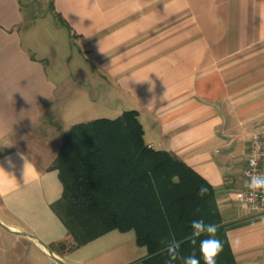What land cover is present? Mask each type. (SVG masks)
Returning <instances> with one entry per match:
<instances>
[{
  "label": "crops",
  "instance_id": "obj_1",
  "mask_svg": "<svg viewBox=\"0 0 264 264\" xmlns=\"http://www.w3.org/2000/svg\"><path fill=\"white\" fill-rule=\"evenodd\" d=\"M126 110L138 112L148 147L213 187L235 263L264 264V212L241 207L248 139L264 124V0H0L9 245L34 247L41 264H141L147 249L132 230L50 247L67 236L51 208L62 194L50 168L62 138Z\"/></svg>",
  "mask_w": 264,
  "mask_h": 264
},
{
  "label": "trees",
  "instance_id": "obj_2",
  "mask_svg": "<svg viewBox=\"0 0 264 264\" xmlns=\"http://www.w3.org/2000/svg\"><path fill=\"white\" fill-rule=\"evenodd\" d=\"M50 168L62 184L51 208L67 230L65 241L51 249L70 251L110 231L132 230L137 245L147 249L141 264H167L161 249L173 237L184 240L191 221L202 218L217 225L215 238L223 243L217 264H236L213 187L173 153L148 147L136 110L73 125ZM200 186L208 189L203 197L197 194ZM194 248L199 257V241L183 243L180 255Z\"/></svg>",
  "mask_w": 264,
  "mask_h": 264
},
{
  "label": "clouds",
  "instance_id": "obj_3",
  "mask_svg": "<svg viewBox=\"0 0 264 264\" xmlns=\"http://www.w3.org/2000/svg\"><path fill=\"white\" fill-rule=\"evenodd\" d=\"M261 145L259 138H256V142L253 149V158L249 161L251 172L245 173L248 180L245 182V187L249 190V194L245 199L241 196V207L248 208L250 204H254L257 199L264 200V173H258L255 171L257 161L255 153L260 149ZM208 189L200 186L198 189V195L203 197L207 193ZM191 233L186 236L184 240L177 241L174 237L166 244V248L161 251H166L168 256L167 264H174L178 260H182V264H201V258L203 264H217V257L223 252V243L215 238L217 232V225L206 224L201 219H195L190 224ZM207 234L206 238L201 239L202 236ZM199 241V257L196 255L195 248L188 256L182 257L180 255L181 245L185 242L190 243L192 246H196Z\"/></svg>",
  "mask_w": 264,
  "mask_h": 264
},
{
  "label": "rangeland",
  "instance_id": "obj_4",
  "mask_svg": "<svg viewBox=\"0 0 264 264\" xmlns=\"http://www.w3.org/2000/svg\"><path fill=\"white\" fill-rule=\"evenodd\" d=\"M2 235L0 234V264H41L46 259L34 247L10 246Z\"/></svg>",
  "mask_w": 264,
  "mask_h": 264
},
{
  "label": "built area",
  "instance_id": "obj_5",
  "mask_svg": "<svg viewBox=\"0 0 264 264\" xmlns=\"http://www.w3.org/2000/svg\"><path fill=\"white\" fill-rule=\"evenodd\" d=\"M256 138H259L261 147L255 153V158L257 161L255 171L258 173H264V124L257 127L255 131L251 133L248 139L247 157L245 161V167L243 169V175L246 181L248 180V177L245 175V173L253 171V169L249 166V161L253 158V149L256 142ZM248 194L249 190L246 189L245 193L243 194V197L246 199ZM248 207L256 211L264 212V200L257 199L254 204H250Z\"/></svg>",
  "mask_w": 264,
  "mask_h": 264
}]
</instances>
